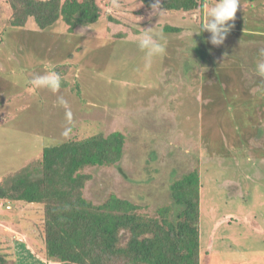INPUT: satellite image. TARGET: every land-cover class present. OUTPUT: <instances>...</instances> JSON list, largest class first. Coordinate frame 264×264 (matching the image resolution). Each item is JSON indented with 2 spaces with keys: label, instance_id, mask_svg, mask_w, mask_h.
<instances>
[{
  "label": "trees",
  "instance_id": "trees-1",
  "mask_svg": "<svg viewBox=\"0 0 264 264\" xmlns=\"http://www.w3.org/2000/svg\"><path fill=\"white\" fill-rule=\"evenodd\" d=\"M139 1L145 9H151V4L155 3V0ZM160 2L165 12L188 14L196 8L202 11L207 0ZM216 2L213 0V5ZM252 2L239 0L235 19L230 22L234 27L229 33H233L240 41L264 44V14H257ZM242 4L249 5V10L241 11ZM1 7L5 13L3 16L0 14V20H3L0 22V45L5 42L2 35L7 31L17 37L30 32L46 34L55 24L63 22L71 32L79 26L99 21L103 15L110 22L119 21L104 11L96 0H0V12L3 11ZM163 30L177 33L183 29L165 24ZM124 35V32H120L116 37L123 40ZM209 37L207 31L186 37L189 42L183 49L191 52V55L181 57V62L170 68L166 67L169 62L162 67L161 87L168 86L167 98L155 104L154 109L147 110L161 111L160 107L168 102L166 99L169 94L172 95L169 100L174 111L180 110V113L187 109L183 106L189 105L191 109L194 108L196 116H199V119L195 118L196 137L212 145L209 144L210 152L208 150L194 155L195 161L187 170L181 171L177 167L179 165H172L163 177L159 175L163 169L153 165L151 168L143 167V174L138 173V167L143 166L141 157L149 155L154 161L157 153L154 145L172 127L171 122L161 119V112L155 120L148 118L149 113L142 112L140 116L128 118L131 125L125 126V129L116 127L114 130L80 138L75 135L59 144L46 146L37 159L23 169L12 172L0 183V198L10 202L11 207L16 204L40 207V215L37 217L41 225L35 222L37 219L25 215L20 218L15 210L12 217L21 224L19 227L26 236L34 238L33 249L45 260V264H201L202 247L210 234H214L208 227L206 237L203 238V224L206 216L210 224L214 225L215 221V217L210 219L211 216L202 212V201L209 194L207 198L211 202L209 197L218 190L216 186L206 190L203 185L201 176L206 161L203 154L223 160L232 157L230 155L234 148L238 156L250 143L249 139L253 138L255 142L260 141L264 149V77L251 82L250 88L244 86L242 77L240 80L237 77V81L234 79L228 87L227 82L218 78L219 60L213 57L221 48H214ZM15 45H23V42L16 41ZM0 58V68L9 70L8 75H11V66L16 67L13 59H5L1 51ZM71 66L62 63L53 68L61 78V87L69 83L65 75ZM211 74L215 78L210 80ZM176 84L181 87L177 88ZM79 87V82L75 81L70 88L74 91ZM209 101H219L222 107L217 104L212 107ZM241 103L250 119L236 122L231 110ZM211 114L214 123L218 124L216 129L219 133L215 132L214 125H210L207 119ZM227 114L231 117H226ZM181 118L178 117L180 121ZM178 119L175 118V122ZM145 121L148 122L147 126H144ZM217 121H221L222 125ZM148 127H152V130ZM253 131L255 133L250 136ZM131 138L135 139L134 142H130ZM136 140L139 148L136 147ZM231 140L233 143L229 145ZM237 143L243 146L235 145ZM253 151L249 149V153ZM259 151L256 155L264 157V151ZM126 157L134 160L132 166H138L134 169L136 178L121 172L123 182L119 181L117 190L97 191L101 196L95 194L92 187L90 190L88 186L97 178L95 174L111 167L121 171L122 160ZM213 161L210 160V163ZM212 183L220 186L221 180L209 184ZM219 201L225 202L222 198ZM6 248H0V264H16L12 248L9 252H6ZM219 254L217 258L222 260L231 261L234 258L231 253Z\"/></svg>",
  "mask_w": 264,
  "mask_h": 264
},
{
  "label": "rangeland",
  "instance_id": "rangeland-1",
  "mask_svg": "<svg viewBox=\"0 0 264 264\" xmlns=\"http://www.w3.org/2000/svg\"><path fill=\"white\" fill-rule=\"evenodd\" d=\"M96 1L104 11L119 21L110 22L103 15L99 21L79 26L71 32L63 22H58L46 34L30 32L17 37L16 34L11 36L10 31H7L2 35L5 42L0 45L1 54L5 59H13L16 67L11 66V75H8L9 70L0 68V183L12 172L23 169L37 159L46 146L59 144L75 135L80 138L114 130L116 127L125 129V126L131 125L128 118L140 116L142 112L149 113L148 118L151 120L157 119L161 112V119L172 123L160 142L154 145L156 159L152 161L149 155L141 157L143 166L139 168L132 166L134 160L126 157L122 160L121 171L113 167L103 169L98 175L95 174L97 178L88 186L90 190L91 187L94 189L95 194L101 196L97 191L117 190L119 181L123 182L121 172L136 178V167L138 173L143 174V167L158 166L163 169L159 173L163 177L172 165H179L177 167L181 171L187 170L195 161L194 155L208 152L212 145L211 142L196 137L195 118L199 119V116H196L194 108L191 109L192 106L189 105L183 106L187 109L180 113V110L174 111L169 100L172 95L169 94L166 99L168 102L160 107L161 111L147 110L154 109L155 104L167 98L168 86L161 87L162 67L169 62L166 67L170 68L181 62V57L191 55V52L183 49L188 46L189 40L186 37L199 30L213 0H207L202 11L200 8L188 14L162 11L157 15L152 14V8L145 9L139 0ZM252 7L257 14H264V0H253ZM240 10L246 12L249 5H240ZM4 13V10L0 12L2 16ZM3 24L4 22L1 25ZM165 24L177 25L183 30L177 33L165 32ZM145 28H151L153 33H162L163 39L160 42L165 46V53L153 57L151 67L147 70L145 55L137 46V39ZM120 32L125 34L123 40L116 37ZM18 40L23 45L16 46ZM214 48H221L213 57L219 60L218 78L227 82L228 87L234 79L237 81V77L239 80L242 77L246 87L261 78L257 74L256 65L262 59L258 52L264 48L263 43L240 41L233 33H229L224 43ZM0 60L2 61L1 58ZM62 63L72 64L65 75L69 80L68 84L64 82L66 86L60 87L57 92L46 88L33 89L30 81L34 74L54 71L53 68ZM209 78L211 80L215 76L211 74ZM75 81L79 82L80 87L73 91L70 87ZM176 86L181 87L180 84ZM239 88L242 89V86ZM134 104L138 107L134 108ZM208 104L222 107L219 101H209ZM243 106L241 103L231 110L236 122L250 119ZM179 116H182L181 121ZM175 118L178 119L176 122ZM189 118L190 121H185ZM207 119L210 125H214L215 132L219 133L212 114ZM138 121L140 122L139 119ZM147 121L144 126H147ZM217 122L222 125L221 121ZM147 129L152 130V127ZM254 133L255 131L249 135ZM253 139H249L250 143L238 156L234 148L230 155L232 157L223 160L203 154L206 157L201 176L203 185L206 190L215 186L218 190L209 197L211 202H208L209 194L202 201V212L211 216L210 219L215 217V221L214 225L210 224L206 216L203 224V238L206 237L208 227L214 234H210L202 247L201 264H264V251H261L264 249V157L256 155L257 150L264 149L260 141L255 142ZM134 140L131 138L130 142ZM232 143L231 140L229 145ZM135 144L139 148L137 140ZM235 145L243 146L241 143ZM249 149L255 151L249 153ZM210 160L214 161L210 163ZM217 179L221 180L220 186L209 184ZM219 198L225 202H220ZM14 210L20 218L25 215L37 219L31 221L40 222L41 225L37 217L40 215V207L28 204L11 207L10 202L0 198V248H6L10 244L6 252L12 248L16 264H45V260L33 249L34 238L26 236L19 227L21 224L12 217ZM219 252L231 253L234 258L231 261L219 259Z\"/></svg>",
  "mask_w": 264,
  "mask_h": 264
},
{
  "label": "clouds",
  "instance_id": "clouds-1",
  "mask_svg": "<svg viewBox=\"0 0 264 264\" xmlns=\"http://www.w3.org/2000/svg\"><path fill=\"white\" fill-rule=\"evenodd\" d=\"M239 4V0H217L207 11L206 20L201 24L200 30L193 33L200 34L207 31L210 33L209 41L212 45L223 44L230 30L234 27V24L230 22L234 21ZM151 8L153 15L163 11L160 0H155V3L151 4ZM150 29L145 28V31L137 39V46L145 55L146 70L151 67L153 57L165 53V46L160 42L163 39L162 33H153ZM258 55L262 59L257 62L256 71L259 76L264 77V48L259 49ZM30 84L33 89L46 88L52 92H57L61 87V78L55 71H47L44 74H34Z\"/></svg>",
  "mask_w": 264,
  "mask_h": 264
}]
</instances>
